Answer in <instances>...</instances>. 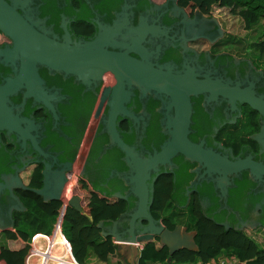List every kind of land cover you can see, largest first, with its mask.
Returning a JSON list of instances; mask_svg holds the SVG:
<instances>
[{
  "label": "flooded vegetation",
  "instance_id": "obj_1",
  "mask_svg": "<svg viewBox=\"0 0 264 264\" xmlns=\"http://www.w3.org/2000/svg\"><path fill=\"white\" fill-rule=\"evenodd\" d=\"M7 1L14 2L19 12L37 20L40 27L59 41L66 33L72 42L89 41L95 38L101 25L112 27L119 23L120 29L114 30L112 37L119 47L113 49L125 51L141 36L143 55L155 65L170 66L172 72L181 73L191 68L197 78H219L231 86L251 85L256 95L264 96V68L258 61L252 57L236 59L226 47L227 52H215L213 47L228 41L220 21L196 10L190 13L178 0H80L79 5L76 0ZM83 13L85 23L92 27L90 34L73 29L77 16ZM11 44V39L0 31V50ZM128 54L141 58L135 50ZM15 68L18 61L15 66L4 65L0 56V85L6 78L15 76ZM38 74L45 95L49 96L45 101L54 113L42 101L25 96L23 87L6 101L11 114L18 117L14 123L9 121L13 125L11 130L9 127L0 130V254L8 233L19 228V219L32 216L24 191L40 189L45 185V177L49 180V197L44 200L38 194L43 202H62L61 181L63 176L67 181L71 174L76 177L75 185L83 177L87 179L96 196L120 195L129 206L116 220V233L126 238L136 198L131 193L132 172L124 161L125 154L110 139L109 119L115 113L118 138L133 148L137 157L146 158L168 138L167 121L173 114L169 97L154 91L143 92L133 84L125 83L118 89L111 71L86 84L74 75L45 66H38ZM206 96L204 93L190 96L189 139L202 142L203 147L230 160L251 156L264 164V120L258 112L240 102L232 105L222 96L212 100ZM92 98L91 113L70 158L67 154L74 146L84 111ZM246 111L256 115L255 122L246 117ZM162 175L170 176L173 186L180 184L183 190H172L173 196L167 201L164 213L163 209L150 207L156 225L169 230L181 226L196 235L195 224L202 215L224 230L245 233L246 229L264 227V175L256 178L248 170H240L222 176L207 172L201 164L180 153L151 171L149 188L153 189L154 182ZM13 177L20 179V184L15 185ZM73 189L70 197L75 195ZM150 196L153 200V191ZM182 198L185 203L180 204L178 200ZM17 201L24 210L15 208ZM146 225V220L137 219L133 229L138 234ZM153 241L158 242L157 246L162 245L157 239ZM0 264H5L1 258Z\"/></svg>",
  "mask_w": 264,
  "mask_h": 264
},
{
  "label": "water",
  "instance_id": "obj_2",
  "mask_svg": "<svg viewBox=\"0 0 264 264\" xmlns=\"http://www.w3.org/2000/svg\"><path fill=\"white\" fill-rule=\"evenodd\" d=\"M119 25V23H115L112 27L101 25L95 38L89 41L72 42L68 33L62 41H59L40 27L37 20L19 12L14 2L0 0V31L12 41L11 46L0 50L1 62L4 65L15 66V62L18 61V68L14 69H17L15 76L6 78L0 85V130H6L8 127V130H11L13 125L9 124V121L14 123L18 117L11 114V107L6 104V101L7 97L19 88H25V96H32L36 101H42L53 112V108L45 101L49 96L45 95L42 87V79L38 74L39 65L74 75L84 84L90 79H99L106 71H111L116 76L118 89L126 83L135 85L143 92L154 91L167 95L170 99L169 108L173 109V114L167 121L168 138L158 150L146 158L137 157L133 148L118 138L114 127L115 113L111 115L108 133L111 141L115 142L125 154L124 161L132 172L129 177L131 193L136 200L127 224L126 238L123 239L117 235L116 220L109 224L99 222L97 225L102 227V235L110 236L117 241L115 242L116 253L113 256L121 253L124 248H131L133 243H146L157 239L167 248L169 254L167 260L170 261V255L181 248L197 249L194 240L195 232H188L181 226L169 230L155 224L149 213L152 200L150 193L153 189L149 188L147 181L151 171H155L159 164L169 163L175 154L180 153L186 159L201 164L207 172L221 173L222 176L240 170H248L256 178L264 175V164L253 160L251 156L230 160L225 155L203 147L202 142L195 143L189 139L192 111L190 96L204 93L209 100L222 96L232 105H235V102L247 105L257 111L263 120L264 96L256 95L251 85L243 88L238 84L231 86L219 78L209 76L197 78L191 68L181 73L172 72L170 66L163 68L155 65L143 55L144 49L140 46L141 36L132 46H127L125 51L115 50L113 48L119 47V43L112 37L114 30L120 29ZM133 50L137 51L141 58L128 54ZM259 143L262 144L260 141ZM47 178H44L46 181L42 188L32 190L41 195L44 200L48 195L49 180ZM12 180L15 185L20 184L17 177H13ZM64 183L63 176L60 189L62 195ZM67 205L76 211L81 210V201L77 195H73ZM15 208L24 210V206L19 205L18 201ZM137 219L147 222L145 228L138 234L133 229ZM134 251L137 255L138 248L134 247Z\"/></svg>",
  "mask_w": 264,
  "mask_h": 264
},
{
  "label": "trees",
  "instance_id": "obj_3",
  "mask_svg": "<svg viewBox=\"0 0 264 264\" xmlns=\"http://www.w3.org/2000/svg\"><path fill=\"white\" fill-rule=\"evenodd\" d=\"M77 5L80 0H76ZM120 0H115L119 2ZM179 4L187 7L191 13L195 10L206 16H210V9L213 4L228 8L229 13L236 16L247 31L252 30L261 21L264 20V0H178ZM215 6V5H213ZM71 12V11H70ZM86 14L77 16L78 21L73 25V29L80 34H90L92 27L85 23ZM247 50L252 51L251 57L258 61L259 65L264 66V40L260 39L247 46ZM93 98L84 111L83 124L74 138V146L67 154L73 158L76 146L80 140L84 126L86 125ZM250 121L255 122L256 115L252 111L245 112ZM227 141L228 138L225 137ZM84 177L78 181L73 189L81 201V210L76 211L68 206L62 220V233L68 239L71 247V253L79 264H87L90 254L95 255L99 260L106 261L111 255L116 253L117 246L110 236L101 237L102 227L97 224L104 221L109 224L121 217L127 210L128 204L123 198L116 196L104 198L96 196L91 191V185ZM39 186V184H38ZM96 186V185H94ZM183 190V186L174 183L170 176H160L154 182L152 210L166 209L167 201L173 196L172 190ZM27 201L28 212L32 216H24L20 220V226L17 228L18 235L8 233V236L17 238L18 236L26 241L27 233L43 232L44 225L51 228L60 207V201L43 202L40 196L31 190L24 191ZM180 204L185 203L184 198L178 200ZM158 216V214L156 215ZM197 231L195 235L196 250L180 249L170 255L168 261V250L164 245L156 246L155 242H146L139 255L138 264H195L198 261L205 263L210 259L221 254L228 257H234L238 261H246L247 264H264V245L260 246L252 237L239 230H224L222 226L214 221L200 216L195 224ZM27 231V233H25ZM47 233V232H43ZM28 247L25 245L19 250H11L3 247L0 258L5 264H24V259ZM35 264H39L40 259H31ZM36 260V261H35ZM33 264V262H32Z\"/></svg>",
  "mask_w": 264,
  "mask_h": 264
},
{
  "label": "crops",
  "instance_id": "obj_4",
  "mask_svg": "<svg viewBox=\"0 0 264 264\" xmlns=\"http://www.w3.org/2000/svg\"><path fill=\"white\" fill-rule=\"evenodd\" d=\"M261 22H263V21H261ZM260 67H262V68H264V66L263 65H260ZM73 176H74V174H71L70 176H69V178L67 179V181L65 180V183H64V186H63V199H64V201H66V199L67 200H69L71 197H70V194L72 193L71 191V188H70V186H69V182L71 181V180H73L72 178H73ZM20 180V179H19ZM76 183V177H75V181H74V183L72 182V184H73V187H74V184ZM44 186V185H43ZM42 188V187H41ZM71 192V193H70ZM70 193V194H69ZM74 194V193H73ZM76 195V194H75ZM67 197H69V198H67ZM46 199H48L47 197H46ZM63 201V200H62ZM18 204L19 205H22L19 201H18ZM23 206V205H22ZM99 222H104V221H99ZM53 224H54V222H53ZM53 224H52V226H51V228H50V231H48L47 233H43V232H35V233H32V234H29V232L27 233V231L25 232V233H27V240L26 241H24V240H22L19 236L17 237V238H11V237H7V240H5L4 241V246L3 247H7V248H9V249H11V250H19V249H21V248H23L25 245H27V247H28V250H27V253H26V256H27V254H28V251H29V248H30V239H31V237L34 235V234H38V235H40V236H42V235H46V236H48L47 238H45V237H40L39 239H38V241L35 243V245L36 246H38V247H40L41 249H45L46 248V246H48V244H51V242H50V239H51V237L53 236ZM258 230H261V232H258ZM256 229V230H245V233L246 234H248L250 237H252L259 245H263V244H261L262 242H263V239L261 238V236H263L264 237V229H262V228H260V229ZM13 232H15L17 235H18V233H17V231H13ZM101 232V231H100ZM61 235H62V237H64L66 240H68L65 236H64V234L62 233V226H61ZM58 236V235H57ZM101 237H105L104 235H102L101 234ZM58 239H60V237L58 236V237H55L54 238V243H56L55 244V250H54V254L55 255H59V256H63V254H62V250L60 249V247L57 245V244H59L58 243ZM112 239V241L115 243V242H117V241H115L114 240V238H111ZM261 239H262V242H260L261 241ZM56 241V242H55ZM69 242V241H68ZM154 242V241H153ZM157 244H158V242H156L155 241V245L157 246ZM12 245H14V246H16V247H14L13 248V246ZM134 247L136 248H138V254L137 255H135V251H134ZM141 247H143V243H142V245H139V244H134L131 248H129V249H122V252L121 253H117L116 254V256H113V255H111L110 257H109V259L108 260H106V261H102V260H99L95 255H93V254H90L89 255V257H88V259H87V264H138V259H139V255H140V251H141ZM71 248V247H70ZM69 255L71 256V257H73L72 256V253H71V249H70V251H69ZM25 256V257H26ZM73 259H74V257H73ZM75 260V259H74ZM24 261H25V259H24ZM36 261V260H35ZM25 264V263H24ZM33 264H35L34 263V261H33ZM150 264H153V263H150ZM187 264H191V263H187Z\"/></svg>",
  "mask_w": 264,
  "mask_h": 264
},
{
  "label": "rangeland",
  "instance_id": "obj_5",
  "mask_svg": "<svg viewBox=\"0 0 264 264\" xmlns=\"http://www.w3.org/2000/svg\"><path fill=\"white\" fill-rule=\"evenodd\" d=\"M215 5V6H213ZM210 9V16L214 19H217L221 23V27L224 30V34L227 35V42H223L219 45V47H213L215 52H227L225 50V47L227 48L228 52L236 59H240L241 57L248 59L252 55V51L247 50V46L251 43L256 42L257 40H264V20L263 22H260L257 26H255L252 30L247 31L243 28V25L241 21L236 17L229 13L228 8L224 6H217L216 4H213ZM225 44H227L225 46ZM217 50V51H216ZM213 51V52H214ZM68 184L71 189H73V184L75 181V175L72 178ZM75 185V184H74ZM264 229V227L262 228ZM43 232H48L50 229H48L47 225H44L41 229ZM258 232H261V230H258ZM262 239L260 242L264 245V237L261 236ZM59 244L60 249L62 250V253L64 254V249L61 247L62 242L60 239L57 240ZM61 244V245H60ZM262 245V246H263ZM13 248L16 247L12 245ZM261 246V245H260ZM225 258H229L227 255H224ZM221 258V257H220ZM70 258H67V260ZM66 260V259H65Z\"/></svg>",
  "mask_w": 264,
  "mask_h": 264
},
{
  "label": "built area",
  "instance_id": "obj_6",
  "mask_svg": "<svg viewBox=\"0 0 264 264\" xmlns=\"http://www.w3.org/2000/svg\"><path fill=\"white\" fill-rule=\"evenodd\" d=\"M67 198H69V197H67ZM67 202H68L67 199H66V201H64V199H63V201L61 202L62 203L61 207L59 208L57 215L55 217V221L53 224V236L50 239L51 244H48V246H46L45 249H41L40 247L36 246L35 243L38 241V239L40 237L47 238L48 236H46V235L40 236L38 234H34L30 239V248H29L27 256L25 257V261H24L25 264H32L33 261L31 259H35V258H39L41 260V264H65L64 261H65V259L67 260V258H70L67 260L70 262V264H79L76 262V260L73 259V257H71L69 255V251L71 249L70 243L68 242V240H66L61 235V225H62V220H63L64 214H65V208L67 206ZM57 235L60 237V241L62 242V245L61 244L60 245L64 249V254L62 253L63 256H59V255L54 254L55 244H56V243H54V238L58 237ZM142 243L143 242L133 243V244L142 245ZM143 245H144V243H143ZM195 264H247V262L246 261H238L234 257L225 258L224 255L221 254L218 257H216L215 259L212 258L205 263H201L200 261H198Z\"/></svg>",
  "mask_w": 264,
  "mask_h": 264
},
{
  "label": "bare ground",
  "instance_id": "obj_7",
  "mask_svg": "<svg viewBox=\"0 0 264 264\" xmlns=\"http://www.w3.org/2000/svg\"><path fill=\"white\" fill-rule=\"evenodd\" d=\"M64 263H65V264H70V262L67 261V260H65ZM39 264H41V260L39 261Z\"/></svg>",
  "mask_w": 264,
  "mask_h": 264
},
{
  "label": "clouds",
  "instance_id": "obj_8",
  "mask_svg": "<svg viewBox=\"0 0 264 264\" xmlns=\"http://www.w3.org/2000/svg\"><path fill=\"white\" fill-rule=\"evenodd\" d=\"M141 243V242H140ZM144 244H145V242H144Z\"/></svg>",
  "mask_w": 264,
  "mask_h": 264
}]
</instances>
